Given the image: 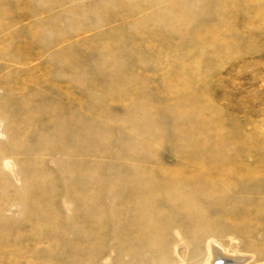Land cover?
I'll use <instances>...</instances> for the list:
<instances>
[{
  "label": "rangeland",
  "instance_id": "obj_1",
  "mask_svg": "<svg viewBox=\"0 0 264 264\" xmlns=\"http://www.w3.org/2000/svg\"><path fill=\"white\" fill-rule=\"evenodd\" d=\"M219 165L260 173L234 200L261 210L264 0H0V264H114L111 196ZM166 223L148 264H202L211 239L249 256L193 229L176 249Z\"/></svg>",
  "mask_w": 264,
  "mask_h": 264
},
{
  "label": "bare ground",
  "instance_id": "obj_2",
  "mask_svg": "<svg viewBox=\"0 0 264 264\" xmlns=\"http://www.w3.org/2000/svg\"><path fill=\"white\" fill-rule=\"evenodd\" d=\"M223 170L225 169L219 165L206 173H189L185 176V169H182L181 173L176 174L178 180L168 179L163 182L134 180L135 183L126 185L130 189L124 193L120 201L116 196H111L110 198L113 199L111 205L114 208L125 206L126 214L124 218L107 217L105 223L111 226V230L96 227L95 231L98 236L105 237L104 245L107 251L116 254L117 261L114 264H148L153 256L160 257L161 253H155L156 247H153L150 241L158 232H169V229L166 230V226L161 224L165 221L167 227L172 226L173 235L179 240L176 249H180V245L184 242V235L180 229L205 232L203 235L206 236L228 234L231 240L250 241V245L241 246V251L249 255L244 256L236 250L228 255L222 247L213 243L212 239L208 240L210 244L207 246V258L202 264H264V207L259 210L256 207L257 203L240 205L234 200L255 193L260 194L261 191L256 189L255 192L254 188L249 187L259 185L255 179L260 173L239 174L240 179L234 175L236 170ZM219 173H223L227 179L222 180L211 175ZM209 178L214 180L210 181ZM191 182L196 186L188 189ZM231 182L235 184L232 185ZM226 193H231L234 197L226 199ZM205 198L209 199L208 203L204 201ZM258 200H261L259 203H264V197ZM158 205H166L171 216L162 217ZM133 211L136 213L134 214ZM174 215L177 217L173 218ZM112 223L123 224L124 232L115 233ZM139 249L150 250L153 253L145 257ZM181 253L182 250L179 252L176 250L177 260H174L173 264H185ZM126 255L137 257L123 261ZM157 264H160L159 261Z\"/></svg>",
  "mask_w": 264,
  "mask_h": 264
}]
</instances>
